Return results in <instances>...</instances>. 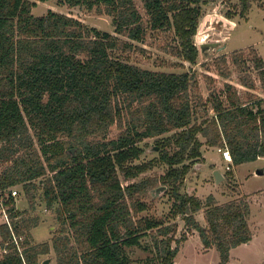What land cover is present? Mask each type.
Returning a JSON list of instances; mask_svg holds the SVG:
<instances>
[{"label": "trees", "instance_id": "1", "mask_svg": "<svg viewBox=\"0 0 264 264\" xmlns=\"http://www.w3.org/2000/svg\"><path fill=\"white\" fill-rule=\"evenodd\" d=\"M57 1L105 7L116 34L54 10L35 15V1L0 0V190L22 184L29 193L42 181L43 198L49 207L58 204L57 218L64 227L52 241L34 244L31 230L39 217L21 211L19 232L29 238V264H40V256L51 251L57 264H136L129 249L140 246L147 235H155L163 264H175L179 246L164 239L171 225L136 217L146 208L134 196L154 189L157 179L123 186L120 176L136 177L158 160L168 165L161 178L174 198L172 216L182 215L189 231H198L206 247L215 245L220 264H227L233 248L253 239L251 206L239 200L220 204L213 194L203 200L182 192L191 168L187 160L202 156L200 135L211 146H227L235 166L264 157V98L250 94L244 100L237 86L227 82L224 97L217 92L209 96L214 115L197 123L191 94L194 74L143 68L121 53L133 47L121 36L137 42L146 37L135 0ZM209 1L143 0L151 28L173 27L179 54L191 63L199 57L194 39ZM254 1L240 0L242 17H248ZM253 54L264 89V59L256 50ZM242 57L230 61L222 56L216 61L220 75L230 77V69L222 66L230 62L248 72ZM240 82L256 88L251 76ZM124 110L132 117L117 139H92L122 122ZM169 132L157 140L164 150L158 160L134 163L144 153L140 142ZM173 146L174 152L168 151ZM202 209L208 228L195 216ZM2 236L8 238L6 229ZM0 264L23 263L12 252L0 258Z\"/></svg>", "mask_w": 264, "mask_h": 264}, {"label": "rangeland", "instance_id": "2", "mask_svg": "<svg viewBox=\"0 0 264 264\" xmlns=\"http://www.w3.org/2000/svg\"><path fill=\"white\" fill-rule=\"evenodd\" d=\"M37 2L33 8L35 15L47 14L50 10L65 13L82 20L89 26L101 31L115 32L113 17L105 7L89 9L86 6H72L68 3H59L57 0H31ZM143 16L146 27V37L143 42L121 36L123 40L132 42V48L121 51L125 59L140 67L164 72H190L195 75L194 87L191 94L194 100V115L197 123H203L214 115L212 104L208 101L212 92L222 93L224 97L225 84H235L244 100L250 94L264 98V89L258 72L255 68L256 50L264 58V0H255L248 17L240 15V0H210L203 5L204 16L201 18L195 44L199 48V57L196 63H191L179 54V37L175 29L167 28L154 30L151 28L150 16L144 6L143 0H135ZM205 36V37H204ZM201 44V45H200ZM203 47V48H202ZM247 61L248 72L243 67L230 62L223 64V69H230L231 75L226 78L220 75L216 61L227 56H241ZM244 60V61H245ZM243 64V63H242ZM244 66V65H243ZM251 76L256 81V88L250 89L241 84L240 79ZM208 110V111H207ZM123 120L114 124L106 135L93 137L97 142L109 143L117 139L123 128L131 120L132 115L123 111ZM172 132L161 136L150 137L139 143L144 148L140 159L134 163L158 160L164 151L158 145L159 138L170 136ZM204 142L202 156L197 159L187 160L191 168L187 174L182 192L198 195L203 200L213 194L217 203L225 204L233 200L247 201L251 206L249 223L253 232V239L231 250L230 260L227 264H264V174H258L259 168H264V157L256 161L233 166L229 173L226 169L229 164L224 160L219 147L211 146L206 142V137L200 135ZM174 146L168 151L174 152ZM4 167H0V173ZM168 165L156 161L152 168L140 173L136 177L127 178L120 172L123 186L140 182L149 178L157 179L154 189L137 193L134 199L145 204V210L136 217H148L171 225L172 231L164 239H173V247L179 246L175 257V264H220L221 257L215 245L206 247L198 231L190 230L182 215L173 217L171 208L174 201L170 193V186L165 185L161 178L167 172ZM219 170L224 175L217 182L215 171ZM22 192L20 208L30 218L39 217L38 226L31 230L32 243L52 241L54 236L61 235L64 228L57 218L55 203L49 207L43 198L42 181L37 189L27 193L22 184L16 186ZM33 203V205L31 204ZM205 209L198 211L195 216L200 223L209 227L205 217ZM23 217V214H22ZM155 232V231H154ZM163 237L160 236L157 242ZM163 243H160L162 246ZM130 253L136 264H163L159 255L161 248L155 243V235H147L140 246L130 248ZM50 264H57V255L54 251L40 256V264L46 260Z\"/></svg>", "mask_w": 264, "mask_h": 264}, {"label": "built area", "instance_id": "3", "mask_svg": "<svg viewBox=\"0 0 264 264\" xmlns=\"http://www.w3.org/2000/svg\"><path fill=\"white\" fill-rule=\"evenodd\" d=\"M219 152L229 163L226 167L227 171L232 170L234 163L230 149L227 146L221 147ZM21 197L22 192L16 186L0 190V234L2 236V229H6L9 233L7 239L3 236L0 239V258L15 252L20 256L23 264H29L26 253L29 238L26 232H19L22 219Z\"/></svg>", "mask_w": 264, "mask_h": 264}, {"label": "water", "instance_id": "4", "mask_svg": "<svg viewBox=\"0 0 264 264\" xmlns=\"http://www.w3.org/2000/svg\"><path fill=\"white\" fill-rule=\"evenodd\" d=\"M202 48H203V47H202ZM257 173H258V174H263V173H264V170H260V169H258ZM215 176H216V180H217V182L221 181V179L224 178V175H223L222 172L219 171V170H216V171H215ZM50 262H51V260L48 259V260L45 261L44 264H50Z\"/></svg>", "mask_w": 264, "mask_h": 264}, {"label": "crops", "instance_id": "5", "mask_svg": "<svg viewBox=\"0 0 264 264\" xmlns=\"http://www.w3.org/2000/svg\"><path fill=\"white\" fill-rule=\"evenodd\" d=\"M259 54H260V53H259ZM263 59H264V58H263ZM259 169H260V170H264V168H259ZM263 174H264V173H263ZM1 237H2V236H1V234H0V239H1Z\"/></svg>", "mask_w": 264, "mask_h": 264}, {"label": "bare ground", "instance_id": "6", "mask_svg": "<svg viewBox=\"0 0 264 264\" xmlns=\"http://www.w3.org/2000/svg\"><path fill=\"white\" fill-rule=\"evenodd\" d=\"M205 37V36H204Z\"/></svg>", "mask_w": 264, "mask_h": 264}]
</instances>
